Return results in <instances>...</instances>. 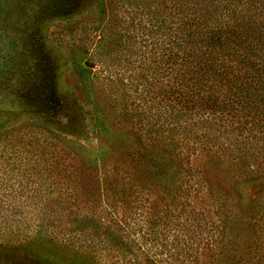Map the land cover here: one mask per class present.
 I'll return each instance as SVG.
<instances>
[{
    "label": "rangeland",
    "instance_id": "374dc122",
    "mask_svg": "<svg viewBox=\"0 0 264 264\" xmlns=\"http://www.w3.org/2000/svg\"><path fill=\"white\" fill-rule=\"evenodd\" d=\"M161 7L0 0V264H219L243 249L264 143L238 158L212 134L148 128Z\"/></svg>",
    "mask_w": 264,
    "mask_h": 264
},
{
    "label": "trees",
    "instance_id": "16d2710c",
    "mask_svg": "<svg viewBox=\"0 0 264 264\" xmlns=\"http://www.w3.org/2000/svg\"><path fill=\"white\" fill-rule=\"evenodd\" d=\"M157 1L162 7L150 18L163 24L165 39L161 81L149 98L159 95L162 109L150 116L148 128L159 127L168 139L181 133L185 141L196 131L205 141L212 134L238 158L262 145L264 0ZM177 154L189 173L187 158L180 149ZM249 210L239 219L243 251L214 253L219 264H264V210ZM199 254L181 256L180 263L203 264Z\"/></svg>",
    "mask_w": 264,
    "mask_h": 264
}]
</instances>
